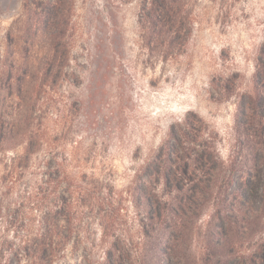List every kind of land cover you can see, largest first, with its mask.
<instances>
[{
    "label": "rangeland",
    "instance_id": "1",
    "mask_svg": "<svg viewBox=\"0 0 264 264\" xmlns=\"http://www.w3.org/2000/svg\"><path fill=\"white\" fill-rule=\"evenodd\" d=\"M151 3L0 0V118L15 136L0 151V264H31L23 241L51 207L67 234L51 264H153L144 197L165 208L180 198L176 185L193 183L199 219L173 260L210 259L208 222L236 209L238 191L258 214L244 223L235 262L260 261L264 203L245 172L251 150L259 193L264 0H176L161 18Z\"/></svg>",
    "mask_w": 264,
    "mask_h": 264
},
{
    "label": "trees",
    "instance_id": "2",
    "mask_svg": "<svg viewBox=\"0 0 264 264\" xmlns=\"http://www.w3.org/2000/svg\"><path fill=\"white\" fill-rule=\"evenodd\" d=\"M178 3V2H177ZM176 0H152V5L160 9L159 14L156 18H161L164 16L163 13L167 15L173 8L177 5ZM176 8V7H175ZM158 13V12H157ZM165 17V16H164ZM19 81V78H16ZM16 80V81H17ZM19 94L22 93V88L18 86L16 88ZM24 122V121H23ZM19 120H16L14 125H18ZM5 130H11V127L4 129V121L0 118V151H6L11 145V140L15 136L10 135ZM19 140L23 142L24 137L17 135ZM28 140V141H27ZM25 141V145H29V137ZM21 141V142H22ZM252 155L251 163L246 175V184L248 188L252 191V194L257 195L260 200V205L264 203V183L258 192V181L259 177V166L256 164V154L251 150L249 152ZM64 165V162H56L54 168H52V184L54 182L53 174L56 173L57 168ZM181 173L186 174L188 172V164L182 161ZM192 171V169L190 170ZM60 173L58 174V176ZM67 177L62 176L59 182H63ZM192 186L185 187L184 185H176L177 191L180 193V198L176 199L175 202H169L164 207H159L157 204H153L151 200L145 196L144 204L145 209L143 212L142 224V243L148 245L152 243L156 253V261L153 264H185L181 259L177 258L173 260L171 257V251L177 249L180 246V239L186 237L188 233L195 226V222L199 219L198 215L194 214L195 210H199V200L198 197L193 195L194 191H199L200 184H195ZM202 188H206V185H201ZM195 193V192H194ZM236 200L237 207L234 209L232 205H228L223 211V217L221 222L217 224L219 213L217 209L216 213L211 216L206 229V237L203 244V249L205 252V257H210L206 260L207 264H236V249L234 250L235 244L240 240L239 238L245 234V221L249 220L250 217L257 216V210L247 202H244L243 193L239 194L238 191L234 197ZM246 205L249 207L246 208ZM63 206V205H62ZM261 207V206H258ZM61 208V206H60ZM52 207L48 209L41 217V225L38 232L32 238H26L23 246L24 256L28 258V262L31 264H51L52 255L59 253L61 246L66 240V235L64 231L60 228V225L54 221L52 216ZM154 230L160 231L159 236H154L151 232ZM151 245V246H152ZM214 251V252H213ZM260 261L256 262L258 257L254 253L248 255L247 260H243L241 264H264V250H260ZM108 264H125L124 261L120 259L113 260L108 259Z\"/></svg>",
    "mask_w": 264,
    "mask_h": 264
}]
</instances>
